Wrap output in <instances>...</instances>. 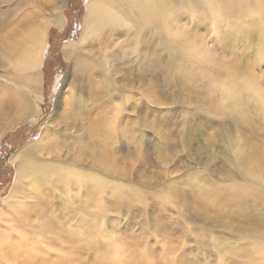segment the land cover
<instances>
[{
    "label": "rangeland",
    "instance_id": "rangeland-1",
    "mask_svg": "<svg viewBox=\"0 0 264 264\" xmlns=\"http://www.w3.org/2000/svg\"><path fill=\"white\" fill-rule=\"evenodd\" d=\"M86 1H52L64 23L44 28L42 106L15 113L21 118L13 124L0 121V264H264V184L252 178L264 166L236 158L245 132L264 147V10H201L167 0L166 14H179L170 35L181 44L149 32L127 59L138 69L158 64L157 81L136 71L129 83L122 79L128 44L114 34L84 48L80 74L90 75L74 86L62 48L78 43ZM5 6L0 0V10ZM9 29L0 30V83L1 70L19 74L10 40L19 35ZM109 56L116 73L102 92L95 68ZM95 89L97 107L90 104ZM221 107L231 112L222 115ZM248 115L253 128L241 132ZM27 147L37 175L17 172ZM78 159L68 166L78 174L70 176L61 165ZM58 182L74 186L59 192ZM22 210V220H5Z\"/></svg>",
    "mask_w": 264,
    "mask_h": 264
},
{
    "label": "bare ground",
    "instance_id": "bare-ground-1",
    "mask_svg": "<svg viewBox=\"0 0 264 264\" xmlns=\"http://www.w3.org/2000/svg\"><path fill=\"white\" fill-rule=\"evenodd\" d=\"M52 1L54 0H45V4L40 7V5H37L38 0H5L6 6L0 10V30H3L4 28L7 29L9 27L10 29L6 33H9L12 29H16L15 32L19 35V39L10 38V40L15 43V45L12 47V56H14L15 59V62H13V67L17 72H19V74H12L11 70L9 69V74L11 76L9 77L5 70H1V78H3L4 81L9 79V84L5 83L4 81H2L3 83H0V116H3L4 110L10 111L11 109V117H3V119L0 120L5 121L7 124H13L19 120V118H21V115L16 116L17 114L15 113L32 114L42 106L39 100L41 79L40 73L37 71V69L40 64V59L44 53V28L47 25V22H53L55 25L64 23L63 12L55 11L58 6H53L54 2ZM173 1L181 6L187 5L189 3L194 8L200 6L201 10L210 9L211 11L228 7L233 8L239 4H243L245 11L248 9H254L256 6L260 11L264 10V0ZM252 4L256 5L252 6ZM164 5H168L167 0H87L85 3L83 29L78 38V43L75 41L69 43L68 41L64 43L62 48L63 53L66 55L71 64L70 75L72 77V81L74 82V86L77 85L76 81L80 79L79 75H90V72H83V74H80L82 66L84 65L85 67L86 59L81 56L84 53V48L92 47L99 42L101 43V37L107 36L113 39L114 34L124 36L123 44H128L129 54H127L126 51V53L122 55L126 57L125 61L123 60L122 62L124 64L122 67V79L129 83V79H132V74H134L136 71L140 75L152 74L153 79L155 80L156 78L157 81L159 79L157 77L159 76L158 64L155 66L149 65V67L142 66L138 69L137 66L133 64V61L128 62V60H131V55H133L137 47L140 45L142 47L146 45L148 42L147 36L149 32H152L157 36L158 42L173 41L176 44H181V38L172 37L170 35V25L172 20L179 18V14L171 16L169 11L168 14H166L167 8ZM38 7L41 13L38 12ZM47 7L49 8L50 13L45 14V12L42 11V8L47 9ZM23 25H25L24 28L21 30L18 29V27ZM163 32L164 34H162ZM31 37L32 40H28ZM103 43L104 42L101 44ZM0 62L3 63V60ZM116 64V61L109 56L108 61H104L96 66L95 73L102 77V81L101 79L97 81L100 88L103 85L102 92L104 91L105 83L109 84L112 82V76L116 73ZM109 67H111L112 70H110ZM89 70H91L90 67ZM90 84L91 83H89V85ZM232 89L235 91L234 87H232ZM89 95L93 96L94 98V100H91L90 104L97 107L98 103H96V99L100 97L101 92L95 89V92L89 91ZM109 97L114 98L115 96L114 94H110ZM58 101H60V99H58ZM122 101L125 104H134V102L127 96L123 97ZM57 104L54 103L55 106ZM113 107H115V105H113ZM221 111L226 113L231 112V108L221 107L218 109V112L221 113ZM12 112H14V114ZM251 118L252 116L250 115L245 117L243 124L246 125H241L239 127V131L242 132L241 129H243L244 126H251V128H253V125H250ZM92 122L94 123L93 125L97 127L96 118ZM220 127L224 128L223 124H220ZM47 128L45 130H47ZM248 131H252V129ZM245 133L246 141L243 140V137L241 139L243 144L241 151L243 152L240 154L239 158L236 156L237 160L245 165L253 162L254 169L264 166V147H262L259 143L252 142L251 138L253 132ZM41 135L35 143H39L43 140ZM49 146L50 148L52 146L50 142ZM31 153L32 152L29 147L20 153L19 162L16 163L17 172L19 174H26L28 176L37 175L39 168L33 165L34 157ZM13 157H15V153L12 154L11 159ZM78 161L79 159L75 160L74 162L64 163V165L61 166L67 169V172L70 176H73L75 172L77 174L78 172L69 169L68 166L76 165V162ZM255 173L254 176H252L254 182L264 184V173L260 175H256ZM48 176L50 183H53L55 174L52 168L49 171ZM69 182H73L72 178H70ZM76 183L77 182H75V184ZM70 186L71 187H69L67 183H57V189L59 192H69L74 185ZM233 190L238 192L236 189ZM261 191H264V186H261ZM245 192L246 190L243 191V194ZM18 213L16 216H12L10 212H8L7 216H5V220L7 222H16L18 220H22L23 216L28 214L26 213V210H22ZM36 222H39V220L36 219ZM2 239L3 236L0 234V243ZM8 244V248L11 244L14 245L12 242H8ZM49 257V254L45 252V255L42 256V259L45 260ZM0 258H3L1 253ZM8 261L11 263L15 262L14 259H8Z\"/></svg>",
    "mask_w": 264,
    "mask_h": 264
}]
</instances>
